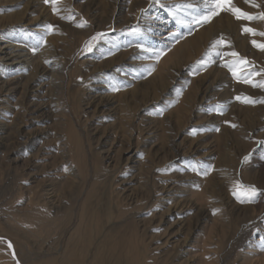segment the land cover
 Segmentation results:
<instances>
[{
	"label": "rangeland",
	"instance_id": "1",
	"mask_svg": "<svg viewBox=\"0 0 264 264\" xmlns=\"http://www.w3.org/2000/svg\"><path fill=\"white\" fill-rule=\"evenodd\" d=\"M150 2L161 16L142 28L141 21L126 27L105 21L114 8L120 19L133 17L131 0H61L58 14L44 0H0V45L10 35L29 33L43 37L64 63L63 88L45 87L44 101L50 106L59 99V110L21 117V108L13 106L25 85L12 97L0 94L7 100L0 105V124L11 129L10 141L0 135V264H264V103L236 100H264V89L238 82L224 66L239 58L249 62L246 71L264 70V51L251 43L264 37L242 31L264 32V20L249 23L228 14L240 36L226 34L227 53L238 57L212 51L160 68L172 52L168 41L201 32L220 17L189 31L177 18L204 11V0ZM233 2L255 16L264 12V0H255L259 8ZM166 16L170 23L162 26ZM82 21L85 26L77 27ZM49 24L54 30L45 35ZM160 29L175 37L165 39ZM153 52L163 55L157 61ZM214 56L223 67L210 75ZM225 76L235 82L214 89L216 105L209 106L201 100L206 78L219 82ZM252 80L264 81V71ZM217 105L224 106L223 115L211 111ZM27 139L35 150L19 149ZM63 139L68 166L59 156ZM40 147L43 153L33 155ZM193 165L211 171L202 175L204 167L193 171ZM57 176L58 184L52 182ZM237 182L262 195L241 203L233 195ZM51 184L62 185L59 212L46 204ZM163 188L172 190L168 200L160 196ZM39 212L42 219L34 216Z\"/></svg>",
	"mask_w": 264,
	"mask_h": 264
},
{
	"label": "bare ground",
	"instance_id": "2",
	"mask_svg": "<svg viewBox=\"0 0 264 264\" xmlns=\"http://www.w3.org/2000/svg\"><path fill=\"white\" fill-rule=\"evenodd\" d=\"M150 1L151 0H131V4L129 6V10H130L129 12L135 13L133 17H130V18L125 19V20L120 19V17H116V14H115L116 12H115V8H114L111 15L109 14V17L106 18L105 21L111 25L118 24L119 27H122V26L126 27L128 25H136L138 21H141L140 23H142L141 24L142 28L146 27L147 25L153 24L155 19H160L159 17L161 15H159V12H157V9H154V8L151 9L152 5H151ZM202 1L203 0H193V2L197 3L198 5L199 4L201 5ZM171 3H174V1H171ZM241 5H242V3H241ZM150 9H151V11H149ZM94 12H96V11L94 10ZM228 14L229 13H225V12L220 13V15H219L220 19L217 22V24H214L213 26L210 25L205 30H202L201 32H197L195 34L193 33L194 35H191L189 37L184 36L182 40H175L172 43H170V41H168V43L165 45H167V48L168 47L172 48V52L169 53L167 56H165L164 59H162L163 61H161L162 64L160 65V68H163V67L168 68L169 66H179V65H181V64H183V63H185V62H187L193 58H196L198 56L208 55L209 52H212V51L214 52V54L217 51L222 53V55L224 53H227L228 47H220L218 49H213L212 45L219 39H223L225 41L227 38L226 36L228 34L229 35L233 34L234 37L240 36L238 25L235 24L234 22H232L231 19H229L230 16ZM169 20H170V18L168 16H166L161 25L165 26L166 24H169L170 23ZM219 23H220V25H219ZM225 23H227V25H228L227 28L224 27ZM242 24H243V22H242ZM160 30L163 31L164 33H167V36L164 37L165 39L168 37H169L168 38L169 40L172 39V35L174 34V32L172 30H167V31H165L164 29H160ZM3 33H4V31L0 32L1 35H3ZM4 36H5V34H4ZM86 37H87V35H86ZM2 38L3 37H0V39H2ZM40 40H41L40 38L35 37L34 35L31 36V34H29V33H24L22 35H10V38H8V40L6 42H4L5 44L0 45V94H5V96H7V97H12L13 94L17 91V89H19L21 86L25 85V89L23 90L24 96L23 97L20 96V97H22L21 101H20V99L17 100L15 107L13 106V108H16V107L21 108L16 113V115H21V117H25L26 114H28L27 116H33V115L38 114L44 110L45 111L47 110L48 112L54 111V110H59V107H60V106L58 107L59 101H60L59 99H57L56 102L50 103V106L47 105L48 101L45 102L44 99L46 100V92L49 89V87L45 88V87H47L46 85L52 86L53 84H55V86L57 88H61V89L64 86L63 85L64 84V79H63L64 78V74H63L64 63H63V59H60L59 55L54 50V47L52 49V47L46 45L47 43L46 44L41 43L38 45V41H40ZM110 40H111V38H110ZM244 40H245V38H244ZM243 43H244V41H243ZM34 47L37 48L35 53L33 52ZM245 48H247V47H245ZM133 50H136V49H132L130 51H127L125 53V56L128 57L131 53H133ZM242 50H244V49H242ZM139 51H141V50H139ZM143 53H147V52H143ZM222 55H217V56L222 57ZM256 58H258V57H256ZM210 63H211L210 65L212 66V68H210V70H209L210 75L215 74L216 72L217 73L220 72L219 67L220 66L223 67V65H222L223 61H219V58L215 57V56L213 57V59L210 60ZM158 69H159V67H158ZM160 71L161 70H159L158 73H160ZM169 71L171 72V70H169ZM225 75H227V74H225ZM152 77H153V75H152ZM224 78L225 79H223L222 81H219V82H217L215 77L213 79L206 78L208 85L205 87V90L201 92L202 93L201 100L210 101L209 106H215L216 105V97L212 94V91L214 89L220 88L224 84L231 85L232 82H235V79H232V78L230 79V77L226 78V76H225ZM152 79H154V78H152ZM150 82H153V80ZM222 96L226 97V96H228V94H225ZM4 104H7V100H5L3 97H0V105L4 106ZM3 124H0V135L3 136L1 139L3 141L7 142V141H10L9 135L11 133V129H9L7 127V125L4 126ZM31 141H32L31 139H27V140L23 141L22 143H19L18 144L19 149L20 148L21 149L26 148V149H28V152L35 150V149H33L34 143H32L33 141L32 142ZM63 141H65V140L63 139L62 142ZM0 146H1L0 149H2L3 145H0ZM30 146L32 147V149L30 148ZM43 151H44V148L40 147L35 151V153L33 155L37 156V155L43 153ZM59 151H60V154H59L60 160H62L63 164L65 163L66 166H68L69 162L67 160V155L69 152L67 151L66 142L62 143ZM70 169H71V167H70ZM59 177L60 176H57V178H56L57 180L54 178L55 181L52 179L53 180L52 182H55L58 184V180H60ZM71 179L72 180H70V181H73V177ZM51 185H52V187L50 188V191L47 194L48 199H47L46 204H50L51 207H53L55 210L57 209V211L59 212L62 210V206L59 204L60 202L58 201V198H59L58 197V192H59L58 190L62 189V185L59 187V189H54V184H51ZM167 189H169V188H163L162 189L163 192L160 193L162 200H168L169 196L171 195L172 190H167ZM34 216L37 219L38 218L42 219L44 217L43 213H40V212L36 213V215H34ZM251 263H253V262H251Z\"/></svg>",
	"mask_w": 264,
	"mask_h": 264
},
{
	"label": "snow or ice",
	"instance_id": "3",
	"mask_svg": "<svg viewBox=\"0 0 264 264\" xmlns=\"http://www.w3.org/2000/svg\"><path fill=\"white\" fill-rule=\"evenodd\" d=\"M44 2L46 4H50L52 7V10L54 13H59L60 12V8L58 7V5L61 3V0H44ZM245 3L248 4L250 7H254V8H259L260 5L257 4L255 2V0H245ZM204 6H205V10L201 11L199 8H195L193 10V12L190 14V19H185L183 17H178V23L189 29V31H191L193 25L196 24H205V23H209L211 21L212 18H214L215 16L220 15V13L222 12H226V13H231L235 19L237 20H241V21H247L249 23L256 21V20H264V12L260 13L258 16L252 15L246 11H243L241 8L237 7L235 5V3L233 2V0H204ZM187 7L191 8V5H188ZM64 18V17H62ZM67 19L72 20L74 19V17H67ZM86 24L85 21H82L81 23L77 24V27H84ZM54 30V26L49 24L46 26V33L47 34H51ZM138 29H133V34L138 33ZM242 31L246 34H249L253 37L255 36H261L264 37V32H257L255 29H253L252 27H248V26H243ZM104 36L103 33L98 34L96 36H93L91 38V40L85 45V50L86 51H92L93 48L95 47V43L94 42H98L100 39H102V37ZM175 37V34H174ZM44 42V38L42 37L40 41H38V45ZM252 45L259 49L260 51H264V42H258L255 39L251 40ZM220 47H230L229 44H227L226 41H224L223 39H219L217 40L213 45L212 48L213 49H218ZM37 50L36 47L33 48V52L35 53V51ZM144 51H149V49H143ZM154 58L158 61L160 56L163 55L162 52H153L152 53ZM216 55H222V53H220L219 51H217L215 53ZM227 55H231L232 57H238V54L236 52H230V53H226ZM209 56L212 55L211 52H209L208 54ZM199 63L201 64H205L206 61H200ZM249 62L246 59H235L232 63L230 64H225L224 66L227 67L229 69V71L232 73L233 77L237 79L238 82H242V83H247V84H251L252 87H258V88H262L264 89V81H259V82H254L252 80L253 76H257V75H261L262 71H256V72H252V71H246V66H248ZM199 69H197L198 71ZM146 72H148V74L150 75L152 71H154V68H147L145 69ZM246 73V74H245ZM113 91H118L119 89L117 88H113ZM236 100L242 102V103H246V104H256L257 102L259 103H264V100H260V101H256L254 99H252L251 97H247V96H237ZM211 111H215L217 112V114L223 115L224 112V106L223 105H217L214 109H212ZM232 127H236V125H231ZM217 131H219V129H217ZM193 132L195 133V130H193ZM245 160L248 159V157L246 156L244 158ZM199 166H203L204 167V171L202 173V175H207L209 171H211V167L210 166H206V165H193L192 166V170L193 171H198V167ZM67 170V169H65ZM233 195L237 198L238 201H240L241 203L244 202H254L259 196L262 195V193L260 192L259 189H257L255 186H245L240 184L239 182H237V184L235 185V189L233 191ZM215 211L218 210H214V214ZM8 243V247L12 248V244L11 242H7ZM13 257L15 258V253L13 252ZM17 264H19V262H17Z\"/></svg>",
	"mask_w": 264,
	"mask_h": 264
}]
</instances>
